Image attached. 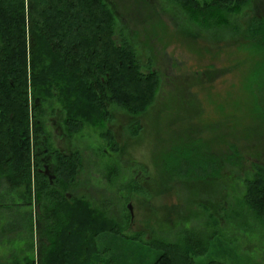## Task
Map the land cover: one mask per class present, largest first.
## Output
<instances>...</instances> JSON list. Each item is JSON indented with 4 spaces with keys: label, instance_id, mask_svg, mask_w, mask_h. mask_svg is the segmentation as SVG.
Listing matches in <instances>:
<instances>
[{
    "label": "rangeland",
    "instance_id": "1",
    "mask_svg": "<svg viewBox=\"0 0 264 264\" xmlns=\"http://www.w3.org/2000/svg\"><path fill=\"white\" fill-rule=\"evenodd\" d=\"M103 1L116 21V42L126 40L141 71L157 73L159 84L140 118L143 131L135 136L126 129L129 116L112 104L109 121L88 125L62 141L61 118L53 115L58 106L45 108V129L58 147L63 152L77 148L82 155V169L67 197H81L76 188L84 187V199L122 230L123 236L95 238L94 250L87 253L89 264H154L160 251L150 244L174 245L188 238L203 240L192 257L194 264H264V224L244 203L246 183L264 169V119L247 115L252 110L242 96L245 90L264 99L263 82L250 71L253 58L236 52L258 50L260 37L253 32V41L244 45L234 30L264 19V0H250L227 16L226 23L219 19L210 29L203 25L206 20L192 18L170 0ZM190 141L205 145L204 155L215 161L210 162L212 170L199 161L177 165L180 154L199 150L197 144H183ZM172 145L173 150H165ZM162 153L167 154L163 165ZM190 154L179 160L188 162ZM109 168L116 172L111 180ZM135 179L145 181L147 196L134 192ZM21 191L0 180V264L13 255L19 258L28 249L26 243L33 245L32 256L36 250L37 237L29 239L21 228L24 213H31L33 224L35 209ZM7 225L13 230L6 231ZM136 236L141 239H129Z\"/></svg>",
    "mask_w": 264,
    "mask_h": 264
},
{
    "label": "trees",
    "instance_id": "2",
    "mask_svg": "<svg viewBox=\"0 0 264 264\" xmlns=\"http://www.w3.org/2000/svg\"><path fill=\"white\" fill-rule=\"evenodd\" d=\"M170 1L192 18L206 20L203 25L210 29L219 19L226 23L227 16L250 0H206L203 5L197 0ZM251 23L234 30L244 45L253 41V32L260 37L258 50L243 51L255 58L250 71L263 82L264 93V19ZM116 31L114 15L103 0H0V180L31 201L33 224L31 213H24L21 228L39 242L34 256L33 245L26 243L29 250L24 248L19 258L13 255L4 264H89L95 238L123 236L100 209L82 197H67L82 169L81 151L62 154L54 149L44 123L45 108L56 104L63 133L71 139L88 125L109 121L112 104L131 116L146 111L159 84L157 73L141 71L134 48L126 40L118 44ZM248 95L252 112L263 120L264 99ZM38 145L53 156L52 184L37 170ZM257 171L246 183L244 203L264 224V169ZM112 174L116 176L109 168L110 180ZM184 241L150 244L160 251L154 264H194L192 257L203 240Z\"/></svg>",
    "mask_w": 264,
    "mask_h": 264
},
{
    "label": "flooded vegetation",
    "instance_id": "3",
    "mask_svg": "<svg viewBox=\"0 0 264 264\" xmlns=\"http://www.w3.org/2000/svg\"><path fill=\"white\" fill-rule=\"evenodd\" d=\"M254 20H249V22L243 24L246 28L251 26V22H253ZM241 42H242V39H241ZM238 54L237 55H241L240 53H242L244 56L246 55L247 58L251 57L248 52L246 51H243V50H238L236 51ZM242 56V55H241ZM240 56V57H241ZM255 59V58H253ZM252 59V60H253ZM255 64V62L253 61L250 68L253 67V65ZM247 75H245L244 77H246ZM233 86V85H232ZM247 96L248 100H246L247 104H249L250 106V98H249V95L246 93L245 90H242V96ZM228 104V103H227ZM148 110V109H147ZM146 110V111H147ZM146 111L143 112L142 114L138 115V116H131L129 114H127L129 116V119L127 122H126V129H128L129 131V134L135 136V130H137V133H141L143 131V123L141 122L140 118L143 117L145 114H146ZM53 115L56 117L59 115L57 113H53ZM247 115L249 117H253L255 118V113L252 112V113H247ZM61 118V117H59ZM132 119L134 121H132ZM54 122V121H52ZM57 131V129H56ZM134 133V134H133ZM59 140H62V141H69L71 139H69L65 134H63V132L60 134V138ZM50 143H52V145L54 144L56 146V149L61 152L62 154H69L68 150H66V152H63L62 149H60L58 147V143L57 141L54 140V138L51 137L50 135ZM65 143V142H64ZM197 144V146H199V150H190V151H187L185 153H182L180 154L178 157H177V165L180 166V165H191V164H196L197 161H199L200 164H202L204 166V169L205 167L206 168H209L210 170H212L210 168V162L211 163H214L215 161H211L207 156L204 155V153L208 152L205 148V145L204 144H201V143H196L195 141H190V142H183L184 145H190V144ZM196 145L193 147V149H195ZM38 150H37V159H38V165L39 167L37 168L38 172L43 175L50 184H52L53 180H54V172H55V164L53 162V156L52 154L48 153V149L49 148H45V146H42V145H38L36 147ZM174 148V145H172L171 147H167L165 148V150H173ZM188 152H190L191 154L188 156V162H185V161H180L179 159L181 158H184L188 155ZM196 153V154H195ZM165 153H162V155L160 156V161H161V165H163V160L165 158ZM207 157V158H206ZM196 159V161H195ZM215 166V165H214ZM146 168V167H145ZM196 168H189V171L193 172V170H195ZM141 170V174H145V170H143L142 168L140 169ZM146 179V178H145ZM133 182V181H132ZM139 182H142V183H139ZM145 181H143L142 179L140 181H138L137 179H135L134 181V185H135V191L134 192H137V190H139V194L140 195H143L142 197L144 196H147V188L144 186V183ZM84 187H80V185H77V192H80L81 193V197L84 199V197H87L86 194L87 193H84L86 190L83 189ZM84 193V194H83ZM147 198V197H146ZM92 199V198H91ZM86 200L91 204L92 202L89 200V198H86ZM92 205V204H91ZM127 209H128V212H129V217L132 221V216H133V212H132V209H131V205L128 204L127 206ZM131 223V222H130Z\"/></svg>",
    "mask_w": 264,
    "mask_h": 264
}]
</instances>
